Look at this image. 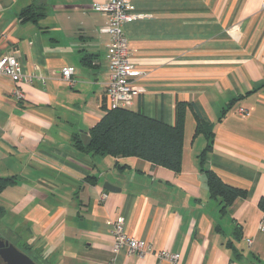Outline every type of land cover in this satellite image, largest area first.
Listing matches in <instances>:
<instances>
[{
    "label": "crops",
    "instance_id": "0c3cea01",
    "mask_svg": "<svg viewBox=\"0 0 264 264\" xmlns=\"http://www.w3.org/2000/svg\"><path fill=\"white\" fill-rule=\"evenodd\" d=\"M103 1L0 0V55L25 76L15 84L0 74V178L11 179L0 189V238L38 264H168L114 252L123 216L128 235L180 253L181 264H264L263 0H130L142 17L124 30L147 72L130 109L173 125L185 104L177 171L79 147L108 108ZM30 6L35 17L22 19ZM208 171L247 195L226 207Z\"/></svg>",
    "mask_w": 264,
    "mask_h": 264
},
{
    "label": "trees",
    "instance_id": "16d2710c",
    "mask_svg": "<svg viewBox=\"0 0 264 264\" xmlns=\"http://www.w3.org/2000/svg\"><path fill=\"white\" fill-rule=\"evenodd\" d=\"M35 7L26 8L22 19L34 18ZM185 104L176 108L175 124L170 125L163 120L151 118L142 111L130 108L106 109L101 120L90 130L91 141L84 146L80 138H76L79 147L95 155L128 157L137 156L154 164L179 170L182 164L184 142ZM205 128L199 124L198 130ZM211 148L208 143L206 151ZM208 186L212 196L221 197L225 206L231 205L239 197L247 195L242 190L224 183L215 173L207 172ZM11 182V179L0 178V189ZM264 212V196L258 201ZM3 210L0 209V215Z\"/></svg>",
    "mask_w": 264,
    "mask_h": 264
},
{
    "label": "built area",
    "instance_id": "2783aa9c",
    "mask_svg": "<svg viewBox=\"0 0 264 264\" xmlns=\"http://www.w3.org/2000/svg\"><path fill=\"white\" fill-rule=\"evenodd\" d=\"M264 7V0H263ZM96 9L108 15V23L101 28L103 33L110 37L108 45V69L109 81L106 87L107 109L110 108H130L135 98L142 91L139 84L147 72L140 69L132 60L131 45L126 36L124 26L142 14L135 12V8L130 0H104L96 4ZM74 67L66 66L60 71L63 79L73 84ZM0 74L8 76L15 84L24 79L22 72V64L19 60L8 54L0 55ZM18 99L24 97V93L19 89H15ZM240 113L248 115L246 108H241ZM107 194H103V198ZM261 228L264 230V216L261 221ZM113 236L114 252L127 249L129 254L136 255L140 258L146 257L150 253H154L159 259L165 260L168 264H181L180 253L171 250L154 251L152 246L146 240L130 236L126 232V221L123 216H118L113 220L111 229ZM114 259L103 264H113Z\"/></svg>",
    "mask_w": 264,
    "mask_h": 264
},
{
    "label": "water",
    "instance_id": "95a60500",
    "mask_svg": "<svg viewBox=\"0 0 264 264\" xmlns=\"http://www.w3.org/2000/svg\"><path fill=\"white\" fill-rule=\"evenodd\" d=\"M81 138L84 144H88L91 141V136L86 131L81 132ZM104 187L110 191L116 189L115 186L108 183H106ZM0 260L3 264H38L14 244L2 238H0Z\"/></svg>",
    "mask_w": 264,
    "mask_h": 264
},
{
    "label": "rangeland",
    "instance_id": "374dc122",
    "mask_svg": "<svg viewBox=\"0 0 264 264\" xmlns=\"http://www.w3.org/2000/svg\"><path fill=\"white\" fill-rule=\"evenodd\" d=\"M3 235L7 238V240H9L11 238L6 232H3ZM9 242H11V241H9Z\"/></svg>",
    "mask_w": 264,
    "mask_h": 264
}]
</instances>
